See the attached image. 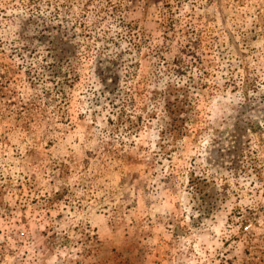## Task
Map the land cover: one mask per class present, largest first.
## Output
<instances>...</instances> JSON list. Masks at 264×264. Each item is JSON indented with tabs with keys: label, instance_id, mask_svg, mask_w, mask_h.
Wrapping results in <instances>:
<instances>
[{
	"label": "rangeland",
	"instance_id": "obj_1",
	"mask_svg": "<svg viewBox=\"0 0 264 264\" xmlns=\"http://www.w3.org/2000/svg\"><path fill=\"white\" fill-rule=\"evenodd\" d=\"M0 264H264V0H0Z\"/></svg>",
	"mask_w": 264,
	"mask_h": 264
},
{
	"label": "trees",
	"instance_id": "obj_2",
	"mask_svg": "<svg viewBox=\"0 0 264 264\" xmlns=\"http://www.w3.org/2000/svg\"><path fill=\"white\" fill-rule=\"evenodd\" d=\"M108 73L107 71V67H104L103 70L99 71V76H102V78L100 77V82H105L106 78H108L110 81L109 83L112 84V79H110V77H107L106 74ZM104 87H106L107 85H105V83H103ZM114 89V88H113ZM115 91V89L113 90ZM175 101L177 102V100L175 99ZM165 113L168 116V119L170 120V122L168 123L169 128H168V134H171L173 132H175L176 134L180 133V127L177 125V118L176 117H170V115L173 114V112L175 110H178V105L173 102H167L165 105ZM246 123H238L236 125V131L237 134H235L234 137L230 138V142H231V149L228 150H224L221 145H219L216 150H215V157L221 159L222 157H225L226 161L229 162V167L232 169H234L235 167H237L240 163V152L241 149L239 151V144L241 143V139L243 137V133H245V131L247 130H251V125L250 123H247V127H243L245 126ZM229 160V161H228ZM188 183L189 185L192 187L193 189L195 188V194H200L202 192V188L203 187H207V186H212L213 183L207 179H205L204 177L201 176H195L193 174L189 175L188 178ZM216 193H210L206 195V199H203V197L205 196V194L202 192V201L205 204L204 207H201L202 209H200V214H208L209 212H211L212 208H213V204L211 199L212 197H215ZM208 199V200H207ZM207 200V201H206Z\"/></svg>",
	"mask_w": 264,
	"mask_h": 264
}]
</instances>
